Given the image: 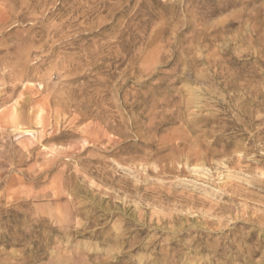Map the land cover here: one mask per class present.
<instances>
[{"label":"rangeland","instance_id":"obj_1","mask_svg":"<svg viewBox=\"0 0 264 264\" xmlns=\"http://www.w3.org/2000/svg\"><path fill=\"white\" fill-rule=\"evenodd\" d=\"M0 264H264V0H0Z\"/></svg>","mask_w":264,"mask_h":264}]
</instances>
